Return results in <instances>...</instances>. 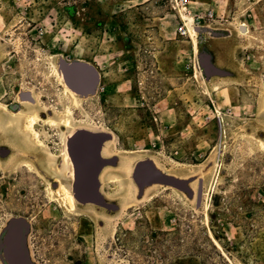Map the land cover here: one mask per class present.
<instances>
[{
	"label": "rangeland",
	"instance_id": "1",
	"mask_svg": "<svg viewBox=\"0 0 264 264\" xmlns=\"http://www.w3.org/2000/svg\"><path fill=\"white\" fill-rule=\"evenodd\" d=\"M191 1L0 0V264H264V0Z\"/></svg>",
	"mask_w": 264,
	"mask_h": 264
},
{
	"label": "water",
	"instance_id": "2",
	"mask_svg": "<svg viewBox=\"0 0 264 264\" xmlns=\"http://www.w3.org/2000/svg\"><path fill=\"white\" fill-rule=\"evenodd\" d=\"M198 32L201 31V28L197 29ZM74 68V67H73ZM74 70V69H73ZM82 71L83 75H81V80L87 82L89 86V91H94L96 85L99 82V77L97 71L89 66V65H76V69L74 72L76 74ZM67 76V74H65ZM65 76V77H66ZM67 78V77H66ZM69 87H72L68 84ZM24 240V231L23 228L17 225L14 229H12L6 240V248L4 251V256L8 261V264H28L26 261V254L23 246Z\"/></svg>",
	"mask_w": 264,
	"mask_h": 264
},
{
	"label": "bare ground",
	"instance_id": "3",
	"mask_svg": "<svg viewBox=\"0 0 264 264\" xmlns=\"http://www.w3.org/2000/svg\"><path fill=\"white\" fill-rule=\"evenodd\" d=\"M190 37H191V39H192V42H193V44H196L197 43V31H194V30H190ZM68 86V85H67ZM69 89H70V87H68ZM66 89V88H65ZM70 92V91H69ZM73 94H71V96H72ZM76 95V94H75ZM75 97V96H74ZM2 109H5V107H1ZM70 116V113L67 111V116ZM38 120V115L35 113V114H32V115H30V116H28L27 117V119H26V122H25V124L23 125V132L25 133V137H29L30 138V142H33V143H36L37 145H40V146H42V147H45L42 143H41V140H40V138H39V134H38V132L36 131V129L34 128V124L36 123V121ZM50 124H52V125H54V126H56V122L55 121H53V120H51L50 121ZM63 126H70L71 125V123L68 121V119L67 120H65L64 122H63V124H62ZM83 141V140H82ZM78 143H79V141H78ZM86 144H89L90 145V147H91V144L89 143V142H87ZM79 145V144H78ZM261 145H263V147H264V143H262ZM71 146V145H70ZM71 148V147H70ZM85 149H86V147H85ZM70 150L72 151V149H69V150H67L66 152L68 153L66 156H64L63 155V163H64V168H65V170H66V173L68 174V175H73L74 176V178L75 179H78V177H77V173H76V171L74 170V169H72L71 168V166H70V163H69V157L71 156V154H70ZM90 150V149H89ZM100 150V149H99ZM84 152V151H83ZM97 154H99V151H98V153ZM70 155V156H69ZM93 156H94V154H92ZM75 158V157H74ZM74 158H73V160H74ZM81 158V157H80ZM79 158V159H80ZM95 158V157H94ZM84 162V161H83ZM95 163V162H94ZM85 168H86V166H85ZM102 168V167H101ZM95 171V170H94ZM100 171V170H99ZM96 172V171H95ZM89 176H91V175H89ZM85 177V176H84ZM87 178V177H86ZM89 178V177H88ZM96 179V178H95ZM98 179V178H97ZM96 179V180H97ZM87 180V179H86ZM78 182V181H77ZM77 188V187H76ZM65 196H64V198L62 199V200H64L66 203H70L71 204V206H70V208L72 209L73 207H75V202L73 201V198H72V195L70 194V192H68V190L67 189H65ZM59 195V194H58ZM59 197H60V195H59ZM64 202V203H65Z\"/></svg>",
	"mask_w": 264,
	"mask_h": 264
},
{
	"label": "flooded vegetation",
	"instance_id": "4",
	"mask_svg": "<svg viewBox=\"0 0 264 264\" xmlns=\"http://www.w3.org/2000/svg\"><path fill=\"white\" fill-rule=\"evenodd\" d=\"M70 89H72V91H74L75 92V90L73 89V88H71L70 87ZM87 142H89L90 144H91V147H90V145L89 144H86ZM79 144V145H78ZM101 144V146H100V150H99V155L101 156L100 157V159H101V162H105V159H104V157H103V146H102V144H104V143H100ZM85 147H86V149H85ZM69 149H72V151L70 150V154L72 153V155L70 156V158H74L75 157V155H77V156H79V158L81 157L82 159L83 158H85V160H87L88 159V156H92L91 154V151L92 150H94L95 151V146H94V141H93V138H88V139H86V141L82 144V143H76L75 142V144H74V146H71V148L69 147ZM90 149V150H89ZM84 151V152H83ZM80 158V159H81ZM89 160V159H88ZM72 161V163H73V169L76 171V173H77V177H78V179H75L74 177V181H75V183H76V185H77V181L79 180V174H80V172H79V168H78V166H77V161H76V159L74 158V161L75 162H73V160H71ZM104 166H105V164L104 163H102V165H101V167H100V171H98V175H100L101 173H102V170L104 169ZM97 173V172H96ZM95 173V175L97 176V174ZM99 183H98V188H97V193H98V195H100V196H102L101 195V192H100V190L102 189V184H101V182H100V180L98 181ZM76 198L78 199V200H80V201H84V200H82L83 198V196H81V195H85V197L87 196V198L90 200V199H92L91 198V195L93 196V187L92 186H90V187H88V186H86L84 189H82V190H78L77 188H76ZM89 192V193H88ZM81 194V195H80ZM88 195H90V196H88Z\"/></svg>",
	"mask_w": 264,
	"mask_h": 264
},
{
	"label": "built area",
	"instance_id": "5",
	"mask_svg": "<svg viewBox=\"0 0 264 264\" xmlns=\"http://www.w3.org/2000/svg\"><path fill=\"white\" fill-rule=\"evenodd\" d=\"M19 2H25V0H18ZM169 4V6L175 11L182 22L180 27V33L183 36H189L190 30L197 31L200 26H197V17L192 15V1L191 0H162ZM213 13L209 14V17L213 18ZM43 32L40 33L42 35Z\"/></svg>",
	"mask_w": 264,
	"mask_h": 264
}]
</instances>
